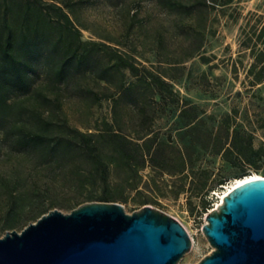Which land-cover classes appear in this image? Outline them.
I'll list each match as a JSON object with an SVG mask.
<instances>
[{"label": "rangeland", "instance_id": "1", "mask_svg": "<svg viewBox=\"0 0 264 264\" xmlns=\"http://www.w3.org/2000/svg\"><path fill=\"white\" fill-rule=\"evenodd\" d=\"M182 1L187 4L185 12L165 9L153 0H142L138 16L143 21L124 36L120 33L122 13L107 0H95L82 12L88 28L79 29L83 41L94 40L127 51L136 65L148 68L170 84L173 102L152 121L143 124L144 127L150 124V134L161 138L171 134L174 141L192 149V171L190 167L186 169L190 175L189 190L181 193L164 190L159 182L172 179L159 168L146 167L134 174L140 181L137 188L121 191L126 201L114 194L101 200L104 193L101 186L76 185L77 175L71 170L82 172L89 168L82 155L71 154L59 162L48 163L33 153L9 150L0 132V236L6 231H20L49 210L69 212L84 202H116L127 213L150 204L173 216L190 238L191 247L177 264H196L211 252L202 227L204 213L219 201L215 192L221 196V192L240 179L264 176V80L251 85L248 68L252 57L249 49L239 46L254 25L264 22V0H208L209 6L200 7L202 13L198 16L193 4L202 0ZM196 28L198 33L194 31ZM47 32L53 40L57 26L47 28ZM103 35L111 37L110 40L102 38L106 37ZM109 57L101 51L94 59L105 64L111 60ZM43 65L47 64L40 63L39 69ZM80 80L99 93V102L93 103L89 95L77 92L76 84L70 81L68 85L45 90L50 97H58L59 105L45 107L44 116L82 131H96L104 128L105 123L111 124L112 100L106 96L104 82L94 76ZM20 99L12 97V100ZM186 102L187 106L196 105L198 110L190 129L183 124L193 113L183 118L179 115ZM140 122L136 115L130 116L126 119V132L134 134L140 129ZM227 127L229 133L237 129L251 135L256 151L251 155L252 163L241 159L231 164L204 150L205 146L209 149L231 145V135L225 139ZM120 175L123 174L118 171L111 173L114 177ZM207 175L206 187L212 186V190L208 194L204 190L196 194L194 187L205 181ZM203 198L209 203L205 212L201 210ZM140 200L146 203L142 205Z\"/></svg>", "mask_w": 264, "mask_h": 264}, {"label": "trees", "instance_id": "2", "mask_svg": "<svg viewBox=\"0 0 264 264\" xmlns=\"http://www.w3.org/2000/svg\"><path fill=\"white\" fill-rule=\"evenodd\" d=\"M94 1L0 0V132L4 146L14 152L33 153L48 163L59 162L71 154L82 155L89 168L82 172H76L74 168L71 170L77 175L76 185L101 186L104 192L101 200H107L114 194L121 201H126L120 195L121 191L137 188L140 181L134 174L146 167L159 168L162 174L172 179L159 182L164 190L176 193L187 191L190 175L186 169L190 167L192 171V149L174 141L171 134L165 138L150 134V124L146 127L143 124L152 121L159 111L173 102L170 84L148 68L136 65L127 51L81 39L79 27L88 28L82 19V12L90 8ZM207 1L193 4L196 16L202 13L200 7L209 6ZM107 2L122 13L121 34L126 36L134 26L141 25L143 19L138 12L142 0ZM153 2L165 9L187 10V4L182 0ZM210 5L214 6L213 3ZM53 25L57 26V36L52 40L47 28ZM194 31L198 33L199 29ZM103 36H106L102 37L104 39L111 38ZM239 46L249 49L252 57L248 68V74L252 76L251 85L263 81L264 22L254 25L250 35H245ZM101 51L110 56L109 62L98 64L95 61L96 53ZM40 63L47 65L39 69ZM90 76L104 82L103 87L108 92L106 96L112 100L111 124L105 123L104 128L96 131H82L44 116L45 107L59 105L58 97H50L45 90L68 85L70 81L76 84L77 92L89 95L93 103H98L99 93L86 82H80V79ZM13 96L21 99L12 100ZM187 104L184 103L179 115L183 118V115L193 113L183 124L190 129L198 117V110L196 105ZM134 115L142 124L131 134L126 132L125 125L126 119ZM230 135L233 139L231 145L209 149L205 146L204 150L219 155L231 164L241 159L252 163L251 155L256 151L252 147L251 135L237 129L229 133L227 127L225 139ZM113 171L123 175L111 176ZM207 178L208 175L205 181L196 184V194L202 190L208 194L212 190V186L206 187ZM139 203L143 205L146 202L140 200ZM208 208L209 203L203 198L201 210L205 212Z\"/></svg>", "mask_w": 264, "mask_h": 264}, {"label": "water", "instance_id": "3", "mask_svg": "<svg viewBox=\"0 0 264 264\" xmlns=\"http://www.w3.org/2000/svg\"><path fill=\"white\" fill-rule=\"evenodd\" d=\"M212 250L196 264H264V176L229 189L204 213ZM190 238L171 215L145 204L131 213L116 202L52 209L0 236V264H177Z\"/></svg>", "mask_w": 264, "mask_h": 264}, {"label": "bare ground", "instance_id": "4", "mask_svg": "<svg viewBox=\"0 0 264 264\" xmlns=\"http://www.w3.org/2000/svg\"><path fill=\"white\" fill-rule=\"evenodd\" d=\"M252 177H255V176H252ZM252 177H246V178H244V179H240V180H238V181H236V183H234L233 185H231L230 187H228L225 191H223V192H221L220 194H222L221 196L219 195V199H221L222 198V196L229 190V189H231L233 186H235L236 184H238V183H240V182H242V181H245V180H247V179H249V178H252Z\"/></svg>", "mask_w": 264, "mask_h": 264}, {"label": "built area", "instance_id": "5", "mask_svg": "<svg viewBox=\"0 0 264 264\" xmlns=\"http://www.w3.org/2000/svg\"><path fill=\"white\" fill-rule=\"evenodd\" d=\"M223 188H225V187H223ZM215 195L219 198V192H215ZM219 201H220V199H219ZM219 201H218V202H219ZM216 204H217V203H215L214 206H215ZM214 206H213V207H214ZM213 207H211V208H213ZM211 208H210V209H211ZM210 209H208V210H210Z\"/></svg>", "mask_w": 264, "mask_h": 264}]
</instances>
